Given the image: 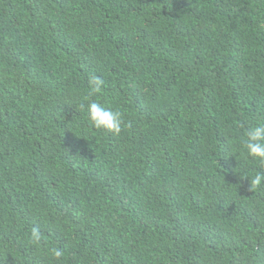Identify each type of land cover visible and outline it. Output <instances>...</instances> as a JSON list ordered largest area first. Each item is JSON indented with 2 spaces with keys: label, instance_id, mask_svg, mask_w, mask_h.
I'll return each instance as SVG.
<instances>
[{
  "label": "trees",
  "instance_id": "obj_1",
  "mask_svg": "<svg viewBox=\"0 0 264 264\" xmlns=\"http://www.w3.org/2000/svg\"><path fill=\"white\" fill-rule=\"evenodd\" d=\"M0 264H264V0H0Z\"/></svg>",
  "mask_w": 264,
  "mask_h": 264
},
{
  "label": "clouds",
  "instance_id": "obj_2",
  "mask_svg": "<svg viewBox=\"0 0 264 264\" xmlns=\"http://www.w3.org/2000/svg\"><path fill=\"white\" fill-rule=\"evenodd\" d=\"M96 77V76H95ZM94 78V77H93ZM32 235L34 236H38V233H37V230L35 229V230H33V233H32ZM32 236V237H33ZM26 240H27V242L30 244V245H37V244H41V243H38V242H36V241H34V240H32V239H30V238H28V237H26Z\"/></svg>",
  "mask_w": 264,
  "mask_h": 264
}]
</instances>
